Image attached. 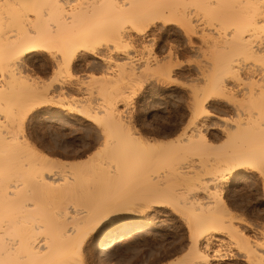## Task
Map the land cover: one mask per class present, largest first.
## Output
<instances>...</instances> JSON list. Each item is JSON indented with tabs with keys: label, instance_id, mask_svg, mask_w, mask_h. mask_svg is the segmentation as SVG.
Instances as JSON below:
<instances>
[{
	"label": "bare ground",
	"instance_id": "obj_1",
	"mask_svg": "<svg viewBox=\"0 0 264 264\" xmlns=\"http://www.w3.org/2000/svg\"><path fill=\"white\" fill-rule=\"evenodd\" d=\"M72 1L0 0V264H153L171 253L169 247L160 245L138 256L129 253L119 261H114L108 252L127 236L150 227V217L160 213L157 208L152 210L157 205L170 207L180 215L189 240L187 252L159 264H210L236 256L244 264H264V240L258 241L259 236H264V222L235 215L225 198L231 186L243 182L244 185L253 174L261 179L264 190V0H77L73 5ZM199 13V17L210 18V26L214 21L219 28L215 29L217 44L209 42L217 46L216 53L212 52L213 73L210 78L207 74L209 82L205 88L201 87L203 97L196 96L190 105L197 123L183 128L177 140L149 138L138 127L135 110L130 109H133L134 97H139V91L145 87L136 77L143 78L145 74L139 73L143 74L147 67L152 69L155 63L149 67L147 62L140 71V65L135 66L129 60L127 47L136 42L133 32L142 37L157 23L175 22L188 31H200ZM204 29L203 26L201 30ZM122 45L126 49L120 53L127 59L122 60L125 62L120 68L127 81H122L121 71H118L119 76L117 74L119 79L112 76L103 80L97 88H101L98 104L83 94L74 96L71 91L76 88L69 80L56 82V85L41 84V80L40 84L29 82L36 68L30 58L36 55L49 59L57 68L54 72L74 74L77 60L90 66L96 60L89 58L90 54L104 60L105 48ZM37 49L43 52L27 60L21 59L25 52ZM81 49L87 51L82 53ZM212 49L206 53L210 54ZM200 55L207 54L200 51ZM212 57L205 58L211 61ZM200 61L198 63H205ZM180 63L169 60L166 64H155L153 71L167 66L169 74L178 73L183 69ZM39 65L45 66L47 62ZM118 66L119 63L116 69ZM108 67H112L110 62ZM256 72L260 75H255ZM233 86L245 88L242 93L245 107L242 105L244 108L237 112L245 118L238 121L235 118L237 122L231 121L229 128L224 124L223 132L229 140L220 145L218 142L215 148L213 143L216 142L211 137L213 126L206 123L215 113L208 105L211 99L224 100L225 104L226 101L235 104V99L237 103L241 97L236 98L239 91ZM242 100H239L241 104ZM148 109L149 105L142 106L145 112ZM126 110L131 112L127 114ZM37 111H43L49 120L59 124L69 121L72 114L95 122L104 136L102 148L84 163L69 164L55 158L26 135L24 127L19 128L21 134H18V126ZM156 132H160V128ZM194 155H208V158H201L202 164H196ZM204 173L210 174L207 180ZM185 188L189 189L186 193L191 190L190 196L184 192ZM202 191L210 195L211 205L205 207L207 203L200 200L198 194ZM254 213L262 217L264 208ZM112 215H119L120 223L92 238L98 222ZM230 242L237 247V252L232 250Z\"/></svg>",
	"mask_w": 264,
	"mask_h": 264
},
{
	"label": "rangeland",
	"instance_id": "obj_2",
	"mask_svg": "<svg viewBox=\"0 0 264 264\" xmlns=\"http://www.w3.org/2000/svg\"><path fill=\"white\" fill-rule=\"evenodd\" d=\"M76 2H77V0H73L71 3L73 5ZM72 5L70 4V7H72ZM201 13H202V15H204V12H201ZM202 15H201V17L203 19L201 17H199L200 16V13L198 14L199 20H197V22H199V23H197V24H198V29L200 31H196V32L194 31L195 33L193 31H191V30L190 31L186 30L181 25H179V24H177L175 22H172V24L171 23L170 24H163V23H160L159 24V23H157V25H152L153 28L150 26L149 28L151 30L148 29L146 31V34H144L142 37L140 35H138L136 32H133V34H135V38L137 37L136 38V42H138L139 44L135 42V43H132V44L128 45V47H127L128 50L129 49L131 50V52L129 50V55H130V59L129 60H131V62L135 66H139L140 65V67H138V69H140V71L141 70L143 71V68H145V65L147 64V62H148L147 65H149V67H151V65H153L154 63L156 64L158 61L159 62L156 65L162 64V63L163 64H166V63H168L169 60L170 61L172 60V62H175V63L177 62L178 64H179V61H181L182 63H180V65H182V67H183V69H181L180 71H178V73H174L173 72V73H170L171 74L170 75L169 72H168V67L167 66L164 67L167 70H164V68H161L160 67L161 68V71L160 72H158L160 70V68L156 69V71L158 73L157 72H154L153 71V69H154L153 67H155L154 66L155 64H154L152 66V69H150V68L147 67V69L144 71L146 73H148V72H150V73H148V74H146L144 72H142L143 74L139 73L140 75H144L145 74L144 76H142L143 78L146 77L145 78V81L144 80L141 81L143 78H141V76L138 77L139 75L136 77V78H139L140 79V81L136 79L137 81L142 82V83L144 82L145 85L144 84H142V85H144L145 87L142 86V90L139 89L140 90L139 91V97L138 96H137V98L134 97L136 100L135 99L133 100V105L134 106L131 107L133 109H130V108H128V109L133 110V111L134 110L136 111V112L134 111L133 113L134 114L136 113L135 114L136 116L138 115L135 118V119H137V125H138L139 128H141V130L145 133L146 136H148V137L150 136L149 138L159 137V138H163L165 140H169V139L171 141L177 140L178 138H180V132H182V129L183 128H189L190 125H193L195 122L197 123L196 116L194 115V112L192 111L190 105L194 103L196 96H198V98H199V95H200V98L203 97V88L206 87L207 83L209 82V78L211 77V75L213 73L214 54L216 53V51L214 53V49L216 50V47L217 46L216 47H213L211 45V43L213 42L212 43L213 45L216 43L215 42L216 41L215 29H218L219 28V26H218V28L216 27V24H215L216 22H214L213 20H212L213 21L212 22V26H210L209 25V23L211 24L210 18H208L207 16L206 17L205 16L203 17ZM200 20L202 21V23L200 22ZM158 24L160 26H158ZM199 24H200V26H199ZM203 26H204L205 29L202 31L201 29L203 28ZM213 26L216 27V28H214ZM161 27H163L164 30L161 29ZM210 30H213V32L210 31ZM157 31H159V32L161 31V32L160 33L159 32L156 33ZM151 32H153V33H151ZM207 32H209L211 34V38H210V35H209V39L207 37V34H209V33H207ZM165 34H167V35H165ZM201 34H204L202 36L205 37V38H207V39L204 38L205 39L204 40L203 37L201 36ZM170 35H172V36H170ZM200 37H202V38H200ZM143 40H144V42H143ZM206 40H208V41L206 42ZM211 40H213V41H211ZM201 41H204L209 46L207 44L205 45L204 43H200ZM209 42H211V43H209ZM147 44H149V45H147ZM199 45L201 47H199ZM173 46H174V48H173ZM206 46H208V47L206 48ZM121 47L120 46H119V48L110 47L112 50L110 48H105V50H103V52L104 53L107 52L108 55H107V53L106 54L103 53V55L105 57L104 60H101L99 58L96 59V60H93V62L96 64L95 65L92 62V65H94L93 67H92V65L87 66L86 63H80V61L77 60L76 61V64H75L74 72H73L74 74H69L66 71L61 72V73L54 72V71H57L56 70L57 68H55V66H54L53 63H51L50 61H48L49 59L47 60L46 57H44L42 55H36L37 58H36V56H34L35 58L34 57L30 58V60H32V62L34 64V67H36V68H35V71L33 73L34 75L32 74V80H29V82L30 81L31 82L33 81V82H36V83H39V84H40V82H41V84H43L45 82L46 84H55L56 85V82H59V81H62V80H66V81L69 80V81H71L74 84V88H76V89H73L71 91L74 96H82V94H83V96H88L91 100H93L94 104H98L99 102H101L100 101L101 96L99 97V95H100L99 92H101V88L100 89H97V88L98 87H101L100 85H101V82L103 80L112 79L111 77L113 76V77H116L117 79H119L121 77L123 82L124 81H127L126 80L127 78H124V76H122L123 69L120 68V67H122L120 65L121 64H124V62L127 59L126 56H124V55H122L120 53V52L124 51V49H126V46L122 45ZM134 47H136L137 49L134 48ZM198 47L199 48H202L203 47V49L204 48L205 49L202 51ZM209 47H210V49H212V47H213V49H212L213 51L211 50L210 54H208L209 53L208 51H210ZM196 48H197V50H196ZM180 50H182V51H180ZM197 51H198L199 54L197 53ZM200 51L202 53L204 52V54L205 55L207 54V55L206 56L200 55ZM206 52H208V53H206ZM212 52L214 53L213 54V57H212ZM132 53L135 54V55H133ZM170 53H171L172 56L170 55ZM163 55L164 56L167 55V56L163 57ZM210 55L212 57L211 61L209 59L210 58ZM118 56L119 57L121 56L123 59L122 58L121 59L118 58ZM168 57H170V58L173 57V58L172 59H169ZM205 57L206 58L209 57V58L206 59ZM106 58H108V59H106ZM167 58L169 59L168 61L166 60ZM176 58H177V60H176ZM37 59H39V60H37ZM144 59H146V60H144ZM200 59H201V61H200ZM107 60H109V61H107ZM122 60H125V61H122ZM133 60L136 61L137 63L136 62L134 63ZM138 60H139V62H138ZM208 60L212 64H209L210 62H208ZM42 61H43V63L47 62V65L48 66L45 65V66H42L43 67L42 68L39 65V64L42 63ZM142 61H144V62L142 63ZM153 61H156V62H153ZM199 61L200 62H204L205 61V63H203V64L202 63H198ZM109 62L111 63V66H112L111 68L108 67V63ZM97 63L100 64L101 66L100 65L97 66ZM118 63H119V66H118L119 69L118 68L116 69ZM206 63H208V64L206 65ZM37 66H38V68H37ZM209 66L211 67V71L208 68ZM85 67H86V69H85ZM95 67H97V68H95ZM103 67L104 68L106 67V69H104ZM107 67H108V69H107ZM87 68H89V69H87ZM204 68H205V70H204ZM109 69L111 71L113 70L112 73L110 71H108ZM207 69H209V70H207ZM163 70H164V72H166V73H164V75H163ZM114 71L116 72V74H115ZM118 71H121V72H119L121 75L118 74ZM152 71L154 72V74L152 73ZM107 72H108V74H107ZM197 72H198V74H196ZM189 73H190V75H189ZM208 73H209V78L206 77V76H208L207 75ZM117 74H118V76L120 75L119 78L117 77ZM149 75H151V76H149ZM152 75H153V77H152ZM155 75H157V76H155ZM255 75L259 76L260 74H258V72H256ZM148 76L150 78H152V79H149ZM159 77H161V78L163 77L162 80H163V82L165 81L166 83L165 82L164 83L163 82H160L162 80H161V78L158 79ZM171 77H173V78H171ZM116 78H113V80L116 79ZM205 78H206V80H205ZM53 79H54V81H53ZM164 79H167L168 81L167 80H164ZM191 79H193V80H191ZM207 79H208V81H207ZM55 80H58V81H55ZM158 80H160V81H158ZM135 81L133 80L134 83L137 82V81L136 82ZM149 81H150V83H149ZM139 82L137 83V85L140 86L141 83H139ZM154 82H156V84ZM152 83H154V84H152ZM196 84L198 85L197 87H196ZM76 85H78V86H76ZM80 86H81V88H80ZM201 87H203V88L201 89ZM233 87H234V90L236 89V90L239 91V93H238V95H237L236 98L239 99L241 97L243 100L241 98L239 100H242L243 101L242 102L243 104H241V102L238 100L237 103L238 102H240V103H238V105H236L237 103H236V100L235 99L233 100V101H235V104L233 102L232 103L231 102L229 103L227 101H226V104H225V101L224 100L220 101V100H215L214 99L215 100L214 101L213 99H211L212 101L208 105V107L215 113V115L213 116V117H215L214 119L213 118H210V119L206 120V123H211L212 126H213V128L211 130V137H212V140L214 142H216V143H213L214 144L213 145L214 147H215V145L218 142H219V145H220V144H222L224 142H228V140H229L228 136L225 137L226 135L223 132V128L226 129L225 127H227V125H229L228 126V128H229V127H231V125L233 123H236L239 119H241V118L244 119L245 118V115L244 114H241V113L238 114L237 113V112H241V110L239 111V108L242 109V108L245 107L244 106L245 105L244 104L245 101H244V97L242 95L243 91H245L244 90L245 88H243L242 86H240V87L239 86H233ZM169 88H172L173 90L172 91H168ZM241 88H243V89H241ZM198 89H201L202 92H201V90H198ZM129 93H131V91H129ZM157 93H160V94H157ZM91 94H92V96H90ZM92 97L95 98V99H93ZM153 99H155L157 101L155 102V100H153ZM145 100H146V102H144ZM164 101H165V103H164ZM223 101H224V103H222ZM152 102H153V104H152ZM159 102H161L162 105ZM188 102H189V104H188ZM233 104L236 105L238 109ZM239 104L241 106H239ZM143 105H149L150 109H148V111H149V113L151 115L148 114V111L145 112V110H142V106ZM151 105L154 106V107H152ZM155 105L156 106L158 105V107H155ZM216 107H217V109H216ZM120 108H121V106H120ZM136 108L137 109L139 108L138 111L136 110ZM222 108H224V109H222ZM99 109H101V108H99ZM99 109L97 108V110H99ZM228 109H230V110H228ZM139 110H142V111H139ZM232 110H233V112H232ZM128 111L129 110H126L125 112L127 114H129V112H131V111H129V112ZM172 111L174 113H172ZM98 114L101 115V112L98 113ZM176 114H178V115L176 116ZM45 115H46V113H44L43 111H37V112L33 113V115H30L29 117H27L24 120L23 125L18 126L17 129L19 131V128L21 126L24 127V131H25L26 135H28L43 150H46V151L49 150L48 152L50 154H52L55 158L58 157V158H60L62 160L64 159L63 161H66V163H69V164L70 163H81V161L83 162V161L87 160L88 158L94 156L95 152L96 151L98 152L102 148V144L105 141L104 140V136L101 134V129H100L101 127L98 126L95 122H93V121H91L89 119H85L82 116L72 114L71 117H68L69 118V121L67 119V122L65 121L64 123L59 124V123H57L55 121L49 120ZM151 116H153V117H151ZM235 118H236L237 121L235 120ZM142 120H144V121H142ZM214 120H216V121H214ZM212 121H213L214 124L212 123ZM223 121H224V123H223ZM225 121H226V123H225ZM229 121H230L231 124H229ZM144 122L145 123L147 122V123L146 124H143ZM148 122H149V124H148ZM141 123H142V125H141ZM198 123H200V122H198ZM143 126L146 129H150L151 128L150 131L149 130H148V132L145 131V128ZM156 127L157 128H160V132L163 131V129H169V131L165 132L163 136L154 135V133L156 132V129H157ZM30 129H34L36 131H39L40 132V135L37 136L35 139H33L32 138V134L30 132ZM215 131H216V133H215ZM20 132L21 131H19L18 134ZM91 137L93 138V140H92ZM225 138H226V141H224ZM219 145H216V146H219ZM89 148H91V151H88ZM79 150H80V152H84L86 154L85 155H81V154L71 153V151L74 152V151H79ZM97 152H96V154H97ZM192 158H194L196 161H200V163H199V162H196L193 159L194 160V163H196V164H202L201 160L203 158H208V155H205V156L203 155L202 157L199 156V155H194V157H192ZM198 158H199V160H198ZM211 158H214V155L213 154L211 155ZM67 168H70V167H67ZM207 175L209 176L210 174L204 173V175H203L206 178V180L209 178ZM254 176H255V178H252ZM249 179H250V180H248L249 183H248V181H246L244 185H243V183H244L243 182L241 184H236L235 187H233V188L231 186V188H229L228 191H226L225 198L228 200L229 206L231 207V209L233 208L232 211H233V213L235 215L238 214L240 216L247 217L248 219L253 220L254 222H259V221L260 222H264V215L262 217H258L254 213L256 210H259V209H263L264 208V206H263L264 205V202H262V201H264V190L262 188L261 179L257 175H254V174ZM187 190H189V189H187ZM187 190L185 188L184 192L187 191ZM190 191H188L187 193L185 192V193L187 195H189V194H191ZM227 192H228L229 196H228ZM198 196H199L200 200L205 201L207 203L205 205V207L207 205H211V204H209L211 198H210V195L208 194L207 191L206 192L205 191L204 192L202 191L201 193L198 194ZM231 196H233V197H231ZM156 208L159 210L160 213L155 214L154 217H150V220H149L150 227H148L145 230L136 232L134 235L132 234L131 235L132 238L129 235V236H127L128 238L126 237V238L123 239L125 241L122 240V241L117 242V244H115L116 247L114 248V250L109 249V252H108L109 253V256L114 261L122 260L123 257H125L129 253L130 254H133L134 256H138V255H140L142 253L150 252L149 249L152 250V249L161 247L164 244H165V246L169 247L171 253L169 255H165V256L159 258L153 264H159L160 262L165 261V260L169 259L170 257H175L176 255H181V253H184V251L187 252L188 245H189V240H187L188 239V237H187V229L184 226L185 223H184L183 220H181L180 215L178 213L173 212V210L168 211V209H171L170 207H165V208L164 207H156ZM249 210H250V212H249ZM188 211L189 210H187L186 212L188 213ZM170 217L172 219H170ZM179 218H180V220H179ZM161 221L162 222L164 221L163 222L164 224ZM152 225H155V226H152ZM183 227H184V232H182ZM242 227H245V226L242 225ZM175 232H176V234H175ZM250 234L253 235L252 231H250ZM175 235H177V236H175ZM258 239H259L258 241L262 242L264 240V236L263 237L262 236H259ZM230 245L232 246L231 247L232 250H234L236 252L238 251L237 250V247L234 246V243L233 242H230ZM170 247L171 248L173 247L172 248L173 250Z\"/></svg>",
	"mask_w": 264,
	"mask_h": 264
},
{
	"label": "snow or ice",
	"instance_id": "obj_3",
	"mask_svg": "<svg viewBox=\"0 0 264 264\" xmlns=\"http://www.w3.org/2000/svg\"><path fill=\"white\" fill-rule=\"evenodd\" d=\"M264 22V21H262ZM86 49H81V52H86ZM38 52H43V49H37V50H32V51H28L25 52L23 54V56L21 57L22 60H27L29 58V56H33L36 55ZM44 55H47L46 53H44ZM89 58H96L98 59V56H96V54H90ZM172 88H169L168 91H172ZM121 107H123V105H121ZM211 118H215V117H211ZM145 131H148V129H145ZM169 131V129H164L161 132H157L154 133V135H159V136H163L165 132ZM30 132L32 134V138L35 139L37 136L40 135L39 131H36L34 129H30ZM88 151H91V148L88 149ZM86 153L82 152L81 155H85ZM238 171H243V169H239ZM235 177V173L233 174V178ZM264 202V201H262ZM261 202V203H262ZM156 207H164L162 205H157V206H153L152 210H155ZM168 211H171V209H168ZM148 214H151L150 212ZM121 221V217L119 215H112V216H108L106 218L101 219L98 224L95 226V231L93 232V237H98L101 233H103L106 229L113 227L117 224H119ZM88 248V244L85 245V251H87ZM262 248H264V245H262ZM97 251H99V249H97ZM87 264H92V262H87ZM210 264H244L243 260L239 259L238 256L236 257H231V258H226V259H222L219 261H211Z\"/></svg>",
	"mask_w": 264,
	"mask_h": 264
}]
</instances>
